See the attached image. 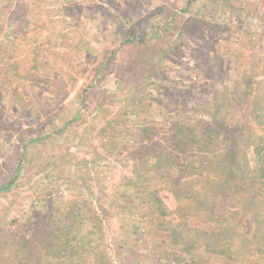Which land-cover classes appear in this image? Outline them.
Masks as SVG:
<instances>
[{
    "label": "rangeland",
    "instance_id": "374dc122",
    "mask_svg": "<svg viewBox=\"0 0 264 264\" xmlns=\"http://www.w3.org/2000/svg\"><path fill=\"white\" fill-rule=\"evenodd\" d=\"M261 149L264 0H0V264H264Z\"/></svg>",
    "mask_w": 264,
    "mask_h": 264
},
{
    "label": "trees",
    "instance_id": "16d2710c",
    "mask_svg": "<svg viewBox=\"0 0 264 264\" xmlns=\"http://www.w3.org/2000/svg\"><path fill=\"white\" fill-rule=\"evenodd\" d=\"M180 132H181V134H183L182 129H179L178 133H180ZM192 135H194V134L192 133ZM229 136L232 137L234 142H233V144L231 146L227 147L226 149L231 147L229 149V153L235 154V153H233L234 151H233L232 146L235 145V143L238 141V137L242 136V134H239V135L236 136V134L233 133L232 135H229ZM35 140L37 141V139H35ZM184 142L187 143L188 145H194L196 147H198V144H199V141L196 139V136H191V135L188 136L187 140L184 141ZM176 146H179V143H177ZM224 153H227V152H222V153H219V154H214L213 153V155H215L216 156L215 158L220 161V159H221V157H222V155ZM256 154H257L256 155L257 162L261 164V173L259 174V176H260L259 178H261L260 181H262V186L264 187V150L261 149V152H260V150H258ZM237 157H238V155L236 156V158ZM228 160H230V162H232V161H234V157L230 158V159H224V161H223L224 162V170H225V172L227 171L226 173L229 175L230 172H229L228 167L226 165V162ZM263 228H264V224H263ZM68 232H69L68 229H65V234H67ZM94 234H95V232H94V229H93L92 232H91V235H94ZM53 239H56V236ZM68 241H69L68 238L64 239L63 241H61L60 237L57 238V240H55L54 243H53L54 245L52 247H51L52 244L50 245L51 252L48 253L49 255H48L47 258L51 259V260H54L55 261L54 264H73V262H75V259H79L82 256L89 255V253H90L89 256L92 255L91 253H94V255L96 254L95 251H92V249H93L92 248V244L94 243L93 240H90V241L86 240V241H84V242H82L80 244L82 248H87V251L84 250V249L82 251V249L80 250V248L77 246L78 248H77V251H75V252H74V250L76 249V247L70 245V243H68ZM261 242L264 243V237L261 238ZM26 248H28V247L26 246ZM82 252H84V253H82ZM94 260H96L95 257L92 260H88V262L84 261V263L93 264ZM19 264H30V261H28V259L25 258V259L21 260ZM46 264H51V263L47 262ZM108 264H112V263H110L108 261Z\"/></svg>",
    "mask_w": 264,
    "mask_h": 264
}]
</instances>
